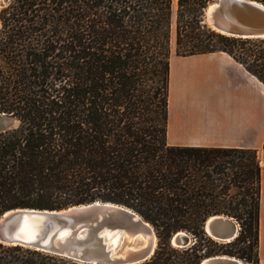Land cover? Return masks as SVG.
<instances>
[{
    "label": "trees",
    "instance_id": "1",
    "mask_svg": "<svg viewBox=\"0 0 264 264\" xmlns=\"http://www.w3.org/2000/svg\"><path fill=\"white\" fill-rule=\"evenodd\" d=\"M210 2L175 0V56L225 53L264 85V38L212 31ZM172 3L9 0L0 10V114L16 120L0 130V216L109 202L153 228L157 247L140 264H259L256 151L167 143ZM215 215L239 224L232 242L204 233ZM177 232L192 244L172 247ZM0 264L79 263L0 244Z\"/></svg>",
    "mask_w": 264,
    "mask_h": 264
},
{
    "label": "water",
    "instance_id": "2",
    "mask_svg": "<svg viewBox=\"0 0 264 264\" xmlns=\"http://www.w3.org/2000/svg\"><path fill=\"white\" fill-rule=\"evenodd\" d=\"M9 0H0V9ZM204 24L230 38L263 39L264 5L251 0H211L204 10ZM16 120L0 114V130ZM27 229L32 234L27 236ZM204 233L220 243L232 242L239 232L229 217L215 215L203 225ZM116 237V242L111 240ZM125 242H128L127 244ZM185 232H177L170 245L183 249L192 244ZM0 244L20 246L62 257L79 264H140L154 254L153 228L134 211L118 204L95 201L61 210L15 209L0 216ZM199 264H245L220 255Z\"/></svg>",
    "mask_w": 264,
    "mask_h": 264
},
{
    "label": "crops",
    "instance_id": "3",
    "mask_svg": "<svg viewBox=\"0 0 264 264\" xmlns=\"http://www.w3.org/2000/svg\"><path fill=\"white\" fill-rule=\"evenodd\" d=\"M177 82L193 94L196 108L182 95L175 96ZM167 143L258 153L264 145V85L225 53L171 56ZM257 252L259 264H264V166Z\"/></svg>",
    "mask_w": 264,
    "mask_h": 264
},
{
    "label": "rangeland",
    "instance_id": "4",
    "mask_svg": "<svg viewBox=\"0 0 264 264\" xmlns=\"http://www.w3.org/2000/svg\"><path fill=\"white\" fill-rule=\"evenodd\" d=\"M3 9V8H2ZM1 10V9H0ZM174 22H175V0H173V3H172V18H171V41H170V54L172 57H175V45H174ZM207 26V25H206ZM208 27V26H207ZM209 28V27H208ZM179 95H182V97H185L187 99V103L188 105L193 108V106H197L196 102L193 100V99H190L193 98V94L189 91L187 93V89H185V86L183 84L180 85V83H176V92H175V96L178 97ZM185 95V96H184ZM173 97H174V94H173ZM183 99V98H181ZM190 99V100H189ZM187 105V106H188ZM188 106V107H189ZM196 108V107H195ZM256 155H257V159L259 161V165L260 167L262 168L264 166V150L261 148L260 151L257 153L256 152ZM234 220V219H233ZM235 221V220H234ZM236 222V221H235ZM236 224L238 225L239 227V224L236 222ZM193 241V239H192ZM126 244L128 242H125ZM241 246V245H240ZM236 258V257H235ZM243 261V260H241ZM244 262V261H243ZM245 264H250L248 262H244Z\"/></svg>",
    "mask_w": 264,
    "mask_h": 264
},
{
    "label": "bare ground",
    "instance_id": "5",
    "mask_svg": "<svg viewBox=\"0 0 264 264\" xmlns=\"http://www.w3.org/2000/svg\"><path fill=\"white\" fill-rule=\"evenodd\" d=\"M226 37V36H225ZM26 233H27V236H31V234H32V232L29 230V229H27V231H26ZM116 237H114L112 240H111V244H114L115 242H116Z\"/></svg>",
    "mask_w": 264,
    "mask_h": 264
}]
</instances>
